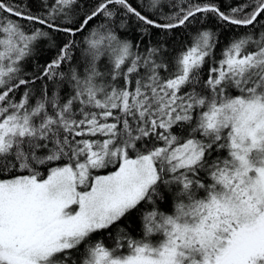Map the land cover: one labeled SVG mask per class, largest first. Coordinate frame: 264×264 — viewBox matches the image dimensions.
<instances>
[{"label":"snow or ice","instance_id":"snow-or-ice-1","mask_svg":"<svg viewBox=\"0 0 264 264\" xmlns=\"http://www.w3.org/2000/svg\"><path fill=\"white\" fill-rule=\"evenodd\" d=\"M0 264H264V0H0Z\"/></svg>","mask_w":264,"mask_h":264},{"label":"trees","instance_id":"trees-1","mask_svg":"<svg viewBox=\"0 0 264 264\" xmlns=\"http://www.w3.org/2000/svg\"><path fill=\"white\" fill-rule=\"evenodd\" d=\"M17 2H19V0H17ZM25 3H27V0H24ZM137 2V0H133L134 6L135 3ZM165 12H169L170 9L165 6L163 9ZM98 23V21H94L93 24ZM209 25H215L216 21L214 19H209L208 21ZM233 31H237L236 29H233ZM239 31H243V29H239ZM152 37L151 40L152 42H154L156 39H158L160 37V33L158 30L153 29L152 30ZM231 35L230 32L225 31L222 36H221V40L224 41L225 37ZM121 36H126L127 38L133 40V42H138L142 39L141 34H140V30L138 28V26L136 25L134 19L129 21V28L126 32H121ZM179 34H177L176 39L178 40ZM54 39L56 40L57 43H59L61 40L65 39L64 36L62 34H56L54 36ZM79 40V38H77ZM143 41L144 44H148L149 43V39L147 37H143ZM217 52H219V48L217 49ZM55 55V49H52L49 47V45L47 44V42H44L41 44L40 46V51L36 56V59L33 60L31 62V65L28 67V71L29 73H31L32 71L35 70V65L36 63H40L43 64L45 63L46 60L50 59L51 57H53ZM39 86V82L37 84V87ZM120 227H124L126 228L128 231H130L132 233V235L137 236L139 233V218L137 215V219L135 222H133L131 219L129 220H125L122 222V224L120 225ZM112 234L115 235V229L111 230ZM95 239H103L105 241V243H111V241L108 239V234L107 233H101L98 234Z\"/></svg>","mask_w":264,"mask_h":264}]
</instances>
